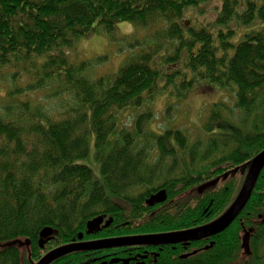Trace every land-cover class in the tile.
<instances>
[{
	"label": "trees",
	"instance_id": "obj_1",
	"mask_svg": "<svg viewBox=\"0 0 264 264\" xmlns=\"http://www.w3.org/2000/svg\"><path fill=\"white\" fill-rule=\"evenodd\" d=\"M213 2L220 7L212 23H181L187 10ZM118 23L152 30L153 46L140 42L114 74L90 79L87 71L105 56L77 63L74 48L96 34L114 42ZM160 52L167 66L183 69L163 73ZM5 73L12 86L0 97V243L26 238L30 249L22 255L16 246L0 247V264H36L79 234L87 242L213 224L264 151L263 0H0V82ZM21 74L28 80L15 84ZM200 83L231 90L234 103H213L193 143L173 128L147 132L152 116L146 112L132 132L117 128L121 112L144 107L170 92L168 86L182 97ZM42 91L65 96L56 115L28 99ZM91 138L99 180L80 163ZM160 190L166 200L148 206ZM263 214L264 168L228 228L174 250L167 245L155 263L145 264H264ZM98 216L112 221L86 236V223ZM44 228L52 234L40 249ZM248 230L245 255L241 239ZM124 251L76 252L51 264H101Z\"/></svg>",
	"mask_w": 264,
	"mask_h": 264
},
{
	"label": "rangeland",
	"instance_id": "obj_2",
	"mask_svg": "<svg viewBox=\"0 0 264 264\" xmlns=\"http://www.w3.org/2000/svg\"><path fill=\"white\" fill-rule=\"evenodd\" d=\"M219 7L218 3L213 2L203 4L196 9H189L183 15L181 23L186 27L190 23L197 25V27L206 26L214 21L216 10ZM152 33V30H142L130 23H118L114 34V42H110L109 38L103 34L89 36L76 44L73 50L74 58L72 59L78 63L83 60H92L105 56V59L101 62L93 64L87 73L90 79H97L101 76L114 74L126 59L138 52L140 42L144 41V47L148 45L153 46L152 42L154 40L151 37ZM161 43L164 44L165 41ZM164 49L170 48L169 46H165ZM162 55L163 52H160L157 55L156 61L163 73L169 72L172 68L183 69L181 68V64L167 66V63L160 59ZM4 76L5 78L0 82L1 98L5 95L7 88L12 86L10 76L7 73ZM187 78L189 79V77ZM27 80L28 77L21 74L16 77L15 84H24ZM179 83V81L175 82V85ZM167 89L170 92L156 96L152 102L146 104L144 107L121 112L118 116L117 128H122L125 132H132L138 116L146 112L152 116L150 121L145 125L147 132H155L157 135L162 134L168 128H173L182 131L187 137L188 142L193 143L202 135L203 122L207 117V111L213 103L222 101L228 107H232L234 103L232 100L234 93L231 90H218L215 87H206L202 83L195 85L194 90L184 94L182 97L176 96L174 86L170 85ZM27 96L31 102L46 107L54 115L61 110L59 102L65 99V96H61L59 99L51 98L44 91L29 93ZM93 142V138H91L89 140V155L80 163L91 169L94 178L99 180V169L94 160ZM7 246H16L22 255H27L30 249L26 238L0 243V247Z\"/></svg>",
	"mask_w": 264,
	"mask_h": 264
},
{
	"label": "water",
	"instance_id": "obj_3",
	"mask_svg": "<svg viewBox=\"0 0 264 264\" xmlns=\"http://www.w3.org/2000/svg\"><path fill=\"white\" fill-rule=\"evenodd\" d=\"M264 168V151L258 154L251 161L249 168L247 170L243 185L240 192L238 193L236 199L227 210V212L215 223L198 227L194 229L172 232L166 234L157 235H144V236H134L127 238H115V239H104L96 241H82L83 235L79 234L77 237L78 241L73 240V242L63 245L61 247L55 248L48 253H46L36 264H51L54 261L76 252H89L95 250H106L121 247H151L157 245H175L179 243H190L194 241H199L203 239L211 238L226 228H228L231 223L238 217L239 213L245 207L248 202L257 179ZM166 200V193L164 190H160L152 194L147 200L146 204L148 206H154L155 204L162 203ZM259 219L264 223V214L259 216ZM111 219H107L105 216H98L89 220L86 223L85 235L90 236L101 230V228L109 226ZM251 230L244 233L241 239V249L245 255L250 254L249 248V237ZM51 229L44 228L39 234L38 245L42 249L44 247L45 241L51 237ZM212 244L209 245L211 247ZM195 252H193L194 254ZM118 260H112L110 263H115ZM121 264H129V261H123Z\"/></svg>",
	"mask_w": 264,
	"mask_h": 264
},
{
	"label": "flooded vegetation",
	"instance_id": "obj_4",
	"mask_svg": "<svg viewBox=\"0 0 264 264\" xmlns=\"http://www.w3.org/2000/svg\"><path fill=\"white\" fill-rule=\"evenodd\" d=\"M91 241H96V240H91ZM188 244V243H187ZM185 243H179V244H175V245H187ZM175 245H169L171 247V249H175ZM141 247V246H139ZM167 247V245H166ZM121 248H125V251L120 253V252H115L113 253L112 257L108 260V261H104L101 264H121L123 261L128 260L129 264H145L146 262H156V259L158 256H156L154 254V250H152V246L151 247H147L141 250H129L128 248H133V247H121ZM116 249H120V248H116ZM106 250H111V249H106ZM117 254L119 256H117ZM178 256L181 259H184L188 256L187 253H183V254H178ZM105 258V256H104ZM112 260H118L115 263H110Z\"/></svg>",
	"mask_w": 264,
	"mask_h": 264
},
{
	"label": "bare ground",
	"instance_id": "obj_5",
	"mask_svg": "<svg viewBox=\"0 0 264 264\" xmlns=\"http://www.w3.org/2000/svg\"><path fill=\"white\" fill-rule=\"evenodd\" d=\"M88 242V241H87ZM145 247V246H144ZM166 246H164V245H157V246H152V250H154V254L156 255V256H158L159 257V255H160V253H161V251L165 248ZM113 249H116V248H113ZM95 251H97V250H95Z\"/></svg>",
	"mask_w": 264,
	"mask_h": 264
}]
</instances>
